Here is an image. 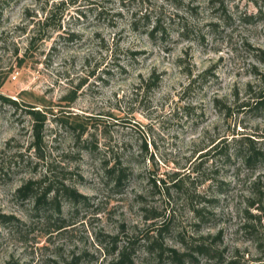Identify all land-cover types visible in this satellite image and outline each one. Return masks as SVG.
Returning a JSON list of instances; mask_svg holds the SVG:
<instances>
[{
	"label": "rangeland",
	"instance_id": "374dc122",
	"mask_svg": "<svg viewBox=\"0 0 264 264\" xmlns=\"http://www.w3.org/2000/svg\"><path fill=\"white\" fill-rule=\"evenodd\" d=\"M260 93L264 0H0V264H261Z\"/></svg>",
	"mask_w": 264,
	"mask_h": 264
},
{
	"label": "trees",
	"instance_id": "16d2710c",
	"mask_svg": "<svg viewBox=\"0 0 264 264\" xmlns=\"http://www.w3.org/2000/svg\"><path fill=\"white\" fill-rule=\"evenodd\" d=\"M32 39V38H31ZM5 99V98H3ZM7 101H10L6 98ZM11 103L15 104L14 101H10ZM254 103V106L255 108H258V107H261V106H264V94H259L258 97L253 101ZM248 106H251L248 105ZM30 113L32 115H34L35 117L37 116V114L40 116L39 113H35L33 110L30 111ZM33 116V117H34ZM34 117V118H35ZM37 120V118H35ZM40 125H34L33 126V138L35 140L34 142V146L38 148L39 144L41 143V136L39 135L40 133ZM248 141V147L249 148H252V143L253 141L250 140L249 138L248 139H245ZM123 171H120L118 176H116V180H117V183H120L121 179L123 178ZM159 181H163V180H158ZM32 184V183H30ZM30 184L28 185H24L22 186L21 188H19L18 190V193H20L21 195L25 196V195H28V193L30 192ZM175 187H177V183L174 184ZM58 194H56L53 198L54 200L58 198L59 196V191L57 192ZM61 195H66V196H69L73 199V201H77L78 199H84V197L80 194H77L74 190H68V189H63V192L61 193ZM44 197V196H43ZM40 201V197L37 198V202ZM13 219V216H10V215H5L3 213H0V223H8L10 220ZM157 242H154L153 245H150L149 248H152L153 246L157 245L156 244ZM170 252H172V254L174 255V258L177 259V253L174 251V250H170ZM264 259V258H263ZM261 261V264H264V260H260ZM6 264H10V262L6 263ZM112 264H134L132 259H131V255L130 253L128 252V248L127 247H123L121 249V251L119 252L118 254V257L116 258L115 262L112 263ZM178 264H182V262L178 261ZM228 264H237V262L235 261H231L229 262Z\"/></svg>",
	"mask_w": 264,
	"mask_h": 264
}]
</instances>
